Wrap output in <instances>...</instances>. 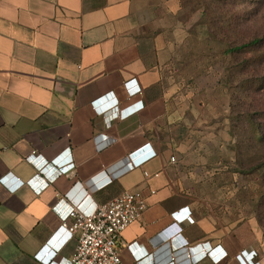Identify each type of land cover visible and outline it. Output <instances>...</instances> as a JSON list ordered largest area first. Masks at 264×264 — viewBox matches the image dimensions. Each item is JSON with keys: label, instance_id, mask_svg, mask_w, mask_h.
<instances>
[{"label": "crops", "instance_id": "1", "mask_svg": "<svg viewBox=\"0 0 264 264\" xmlns=\"http://www.w3.org/2000/svg\"><path fill=\"white\" fill-rule=\"evenodd\" d=\"M171 3L0 0V264H64L75 239L44 255L61 212L126 190L149 207L122 234L125 264H241L243 251L264 264L261 228L198 207L192 104L160 14ZM34 177L47 188L13 190Z\"/></svg>", "mask_w": 264, "mask_h": 264}, {"label": "rangeland", "instance_id": "2", "mask_svg": "<svg viewBox=\"0 0 264 264\" xmlns=\"http://www.w3.org/2000/svg\"><path fill=\"white\" fill-rule=\"evenodd\" d=\"M167 1L160 14L179 89L192 104L187 154L196 160L187 162L198 207L264 233V41L231 50L264 37V0Z\"/></svg>", "mask_w": 264, "mask_h": 264}, {"label": "built area", "instance_id": "3", "mask_svg": "<svg viewBox=\"0 0 264 264\" xmlns=\"http://www.w3.org/2000/svg\"><path fill=\"white\" fill-rule=\"evenodd\" d=\"M36 153L32 151L27 157ZM56 161L57 158L50 162ZM175 161L176 157L172 156L171 162ZM145 176H149L148 172H145ZM35 178L26 182L18 179V184L13 190L23 185L35 187ZM48 185L49 182L44 181L43 186L35 187V190L40 193ZM55 207L57 208V205ZM148 207L140 190L123 191L105 203L96 204L90 211L69 204L67 210L61 212L62 224L55 231L53 240L47 242L44 255L51 260L52 253L55 251L51 250L50 246L48 247L49 244L58 249L69 240L75 239L76 246L73 255L69 259H60L64 264H125L121 247L122 234L131 224L143 218ZM171 217L179 223H184L192 217V211L189 207H183L172 213ZM54 241L57 243L55 244ZM125 248L129 251L127 247ZM239 260L241 264H260L255 262L254 251L250 253L243 251L239 255ZM49 264H59V262L53 261Z\"/></svg>", "mask_w": 264, "mask_h": 264}, {"label": "trees", "instance_id": "4", "mask_svg": "<svg viewBox=\"0 0 264 264\" xmlns=\"http://www.w3.org/2000/svg\"><path fill=\"white\" fill-rule=\"evenodd\" d=\"M264 41V37L261 38H254L251 41L244 43L240 46L234 47L231 50L232 51H243L246 49H249L250 47H254V46H260L262 44V42Z\"/></svg>", "mask_w": 264, "mask_h": 264}, {"label": "clouds", "instance_id": "5", "mask_svg": "<svg viewBox=\"0 0 264 264\" xmlns=\"http://www.w3.org/2000/svg\"><path fill=\"white\" fill-rule=\"evenodd\" d=\"M257 264V263H256Z\"/></svg>", "mask_w": 264, "mask_h": 264}]
</instances>
